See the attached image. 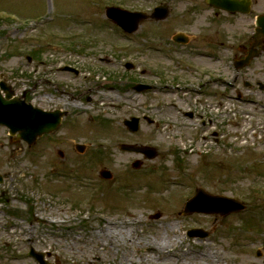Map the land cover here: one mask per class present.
Instances as JSON below:
<instances>
[{
    "label": "rangeland",
    "instance_id": "1",
    "mask_svg": "<svg viewBox=\"0 0 264 264\" xmlns=\"http://www.w3.org/2000/svg\"><path fill=\"white\" fill-rule=\"evenodd\" d=\"M160 1L0 0V11L16 18H0V78L16 95L25 94L33 106L43 110L61 107L68 113L58 135L32 148L10 141L8 131L0 127V175L6 176L0 183V264H37L29 257L31 250L43 254L49 264H118L122 259L124 264H184V252L200 246L221 259L215 264H264V91L259 86L238 91L242 80L234 83L228 76L226 90L205 91L214 96V106L222 99L227 102L223 105L225 115L217 116L210 106L206 109L200 104L196 122L183 117V111L190 107L184 100L185 91L149 96L125 91L126 83H143L140 71L147 64L144 47H151V61L158 58L154 50L161 27L146 22L126 37L105 18V9L149 12L156 4H163ZM199 6L205 7L203 2ZM182 10L190 15L192 8L177 5L173 13L182 15ZM262 13L264 2H259L244 20L246 37L253 33V21ZM221 23L233 36L226 39H234L239 19L223 16ZM263 57L253 67L260 68L255 81L264 85ZM106 58L113 63L105 62ZM126 62L136 67L133 73L125 71ZM65 66L79 70V75L60 72ZM88 89L91 91H81ZM47 91H69L70 95L64 101L51 100ZM73 91H81V97ZM190 96L194 94L186 99ZM180 98L184 102L177 103ZM144 115L153 124L142 121L139 132L130 134L124 120ZM191 139L194 142L190 144L187 140ZM61 140L59 148L67 155L63 159L50 150ZM75 143L85 145L81 156L73 148ZM123 144L154 148L158 157L147 160L142 154L122 151ZM38 151L45 157H37ZM134 160L142 161L140 171L134 172V181H128L148 184L139 192L140 196L145 194L140 201L148 204L139 209L140 202L133 200L132 211L124 214L114 204L129 195H122L119 185L133 175L130 163ZM104 170L115 178L107 182L100 177ZM55 172L65 174L58 177ZM71 175L75 181H70ZM196 185L209 193L238 199L247 210L225 218L180 215ZM109 188L118 190L110 193ZM125 192L133 194L130 187ZM121 205L130 210L128 202ZM156 213L162 218L150 220ZM104 220L115 224L113 229L108 225L106 232L114 240L111 251L95 235L105 232ZM126 220L131 224L119 225ZM135 220L141 225L132 228ZM198 228L214 231V237L187 236V231ZM95 243L104 250L99 263L92 249ZM150 246L172 249L167 255L160 253L158 263H151L146 248ZM169 254L173 257L168 258Z\"/></svg>",
    "mask_w": 264,
    "mask_h": 264
},
{
    "label": "flooded vegetation",
    "instance_id": "2",
    "mask_svg": "<svg viewBox=\"0 0 264 264\" xmlns=\"http://www.w3.org/2000/svg\"><path fill=\"white\" fill-rule=\"evenodd\" d=\"M202 2L205 7L199 6ZM259 2L263 3L264 0H250V13L255 10ZM163 3H167L169 8L171 7V11L165 21L156 24L161 27L159 31L161 35H158V45L154 50V55L157 54L158 58H153L151 61L150 52L147 50L145 55L147 64L143 70L145 82H148L152 77H157L158 84H150L153 85V88L148 89L145 96L158 91L161 93L162 91H170L172 93L176 90L168 89L169 85L177 87L181 82L184 83L183 88L185 91H191L192 93H196V91H223L224 87L226 90V87L230 86L228 76H232V82L234 83H239L242 80V86L238 84L240 89L238 91H246L258 86L260 91H264L259 85L260 82L255 81L260 68L253 67L255 61L261 58L262 55L264 56V37L255 40L254 24L253 33H250L249 37L245 36L246 26L244 20L247 18L246 15L239 12L228 14L213 9L206 5L205 0H165ZM177 5L191 6L190 15L185 10H182L184 14L175 15L173 11ZM223 16H226L227 20L234 17L239 19V33L235 35L234 39H226L233 36L230 37L226 33L227 27L221 23ZM182 24L188 26L178 31L187 35L180 36L179 42H176L172 39L174 32L171 31L175 26L181 27ZM246 59H249L248 64H245ZM155 61L157 63H154ZM126 84L125 91H132V81ZM81 91L90 92L91 90ZM81 91L73 92L77 93L76 96L81 97ZM47 93L51 100L60 98L62 101H64V97L70 95L69 91H47ZM192 93L189 94L193 95ZM212 96L211 94L206 95V92L202 94L205 101ZM203 100L193 106L191 112H184V118L193 122L198 121L199 115H197V112L200 109L197 106L201 104L206 107ZM180 102H184V100H179ZM187 103L191 104L190 102ZM51 107L53 108L48 110L50 112L64 111L62 108ZM173 118L179 124H184L177 119L176 115ZM201 124L203 127L205 123L201 121ZM184 127V125L181 126V128ZM63 154L65 156V153Z\"/></svg>",
    "mask_w": 264,
    "mask_h": 264
},
{
    "label": "water",
    "instance_id": "3",
    "mask_svg": "<svg viewBox=\"0 0 264 264\" xmlns=\"http://www.w3.org/2000/svg\"><path fill=\"white\" fill-rule=\"evenodd\" d=\"M220 0H208V3L217 7L223 8V5L218 4ZM167 12L161 8H156L153 17L159 19L165 17ZM106 16L118 24L125 32L133 33L137 30L140 22L147 18L144 13H131L119 8H107ZM258 24H264V19H258ZM64 70H70L65 68ZM137 91L143 89L138 86ZM0 91H3L5 98L1 97L0 93V123L6 125L10 129V134L13 135L17 131L20 132V137L27 141L29 144H33L36 138L52 132L58 122L59 117L53 114H48L40 110L34 109L31 105H27L24 102L19 101L17 98H12V92L4 82H0ZM54 117V120L50 118ZM125 126L130 132L135 133L138 130V119H131L125 122ZM124 150L144 152L148 154V158H153L154 153L150 150H141L139 148L125 147ZM105 173V172H104ZM243 209V206L236 200L228 199L225 197L209 196L203 190H198L194 199L187 203L185 213H204V214H219L222 216L239 212ZM157 215L155 218H158ZM205 235L202 230H193L189 232V235Z\"/></svg>",
    "mask_w": 264,
    "mask_h": 264
},
{
    "label": "bare ground",
    "instance_id": "4",
    "mask_svg": "<svg viewBox=\"0 0 264 264\" xmlns=\"http://www.w3.org/2000/svg\"><path fill=\"white\" fill-rule=\"evenodd\" d=\"M228 139H229V137L227 138V142H228ZM137 197H140L139 191L134 192L128 198L132 200V199L137 198ZM104 222H105L104 223L105 224L104 225V231L105 232H103L101 230V231L95 232V235L97 236V239H98L97 241H99L100 243H102L103 244V247L104 246L105 247L108 246L109 250L111 251L115 247L114 246V240L110 236H108L106 232L109 231V227H110V229H113L111 226H115V224H111L110 225L109 222H106L105 220H104ZM127 222L128 221L126 220L124 222L119 223V225L125 227V224ZM133 223L134 224L132 225V228L141 225V221L140 220H135ZM127 224L130 225L131 222H129ZM108 225H109V227H108ZM98 233H100L99 236H98ZM103 241H105V243ZM95 244H96L95 247H93L92 249H94L96 251V252H94L95 253L94 255L96 256L95 261L97 263H99V262H102L100 255L101 254H104L103 253L104 250H102V248H100L102 250L101 251L99 249L100 246H98V243H95ZM143 246H145V245H143ZM146 248H148V253L151 254L150 260H148L151 263H153V262L158 263V261H159L158 259L160 257V253H164L165 255H167L169 253V251L172 249V248H168V250H167L166 247H157V249H156V248L151 247V246L150 247H146ZM98 250H100V252H97ZM206 251H207L206 246H204V247L203 246H200L199 249L196 248V249L187 250V251L184 252V254H185L186 257L184 258L185 261H183V262L188 263L190 261H198V260L202 264H205V263H212V264L214 263L215 264V263H219L220 262L221 259L217 255H215V254L210 255ZM107 255H109V254H107ZM168 256H169L168 258H172L173 257V254H169ZM146 258H148V257H146ZM144 260H146V259H144ZM123 261L124 260L122 259L121 262H119L118 264H124ZM102 264H104V263L102 262Z\"/></svg>",
    "mask_w": 264,
    "mask_h": 264
}]
</instances>
